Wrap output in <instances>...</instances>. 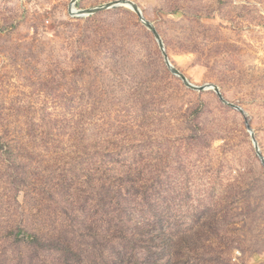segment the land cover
I'll list each match as a JSON object with an SVG mask.
<instances>
[{"label":"rangeland","instance_id":"1","mask_svg":"<svg viewBox=\"0 0 264 264\" xmlns=\"http://www.w3.org/2000/svg\"><path fill=\"white\" fill-rule=\"evenodd\" d=\"M115 0H79L88 9ZM0 0V264H264V0ZM43 229L38 232L36 228Z\"/></svg>","mask_w":264,"mask_h":264},{"label":"water","instance_id":"2","mask_svg":"<svg viewBox=\"0 0 264 264\" xmlns=\"http://www.w3.org/2000/svg\"><path fill=\"white\" fill-rule=\"evenodd\" d=\"M79 0H72L71 4H70V13L73 15V16H77V17H82V16H87V15H91V14H94V13H97V12H100V11H103V10H108V9H114V8H118V7H128L132 10H134L138 16L140 17V19L142 20V22L154 33V35L156 36L159 44H160V47L163 51V54H164V57H165V60H166V63L169 67V69L172 71V73L174 75H176L177 77H179L180 79H182L184 81V83L192 90L194 91H197V92H204V91H209V90H213L217 95H218V98L219 100L227 105L228 107H231L235 110H237L238 112H240L241 114H244L243 110L227 101L223 95L221 94L220 92V89L218 88L217 85H214V84H206V85H202V86H198L197 84L193 83L189 77L184 74L178 67H176L167 51V47H166V44L160 34V32L158 31V29L156 28V26L150 22L142 8L134 1L132 0H115V1H111L109 3H106V4H103V5H100V6H95V7H91V8H88V9H79V12H74V8L77 7L76 4ZM247 129L248 131L250 132V135H251V140L253 142V145H254V148L256 150V153L261 161V164L264 168V158L262 156V154L260 153V150H259V147H258V144L254 138V135L250 129V127L247 125Z\"/></svg>","mask_w":264,"mask_h":264},{"label":"trees","instance_id":"3","mask_svg":"<svg viewBox=\"0 0 264 264\" xmlns=\"http://www.w3.org/2000/svg\"><path fill=\"white\" fill-rule=\"evenodd\" d=\"M38 232H42L43 229L36 228ZM23 234V241L27 244H30L34 247L38 248H46L51 251L59 253L63 260V264H85L83 258L84 254L77 249L73 247L72 244L68 243V241L64 240V237H59L57 235L50 234H44L42 232V235L40 234H34L29 233L24 229H21L20 234ZM127 260H121V259H114L113 264H126Z\"/></svg>","mask_w":264,"mask_h":264},{"label":"bare ground","instance_id":"4","mask_svg":"<svg viewBox=\"0 0 264 264\" xmlns=\"http://www.w3.org/2000/svg\"><path fill=\"white\" fill-rule=\"evenodd\" d=\"M74 12H79V9H77L76 7L74 8Z\"/></svg>","mask_w":264,"mask_h":264}]
</instances>
